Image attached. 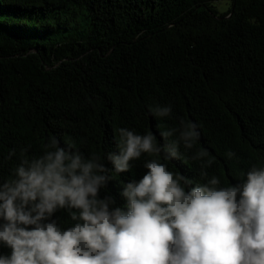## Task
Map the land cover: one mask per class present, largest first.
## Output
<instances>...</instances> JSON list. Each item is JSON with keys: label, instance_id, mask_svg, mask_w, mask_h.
Here are the masks:
<instances>
[{"label": "trees", "instance_id": "obj_1", "mask_svg": "<svg viewBox=\"0 0 264 264\" xmlns=\"http://www.w3.org/2000/svg\"><path fill=\"white\" fill-rule=\"evenodd\" d=\"M217 1L0 0V182L52 137L104 157L118 152L119 128L164 144L160 132L177 129L169 141L179 139L181 119L196 122L199 139L192 149L181 142V159H160L189 188L213 176L218 187L238 185L264 167V0H230L221 14ZM156 105L171 115L155 116ZM202 149L209 155L192 159ZM152 158L111 173L100 198L126 210L124 185ZM50 219L74 223L64 210Z\"/></svg>", "mask_w": 264, "mask_h": 264}, {"label": "clouds", "instance_id": "obj_2", "mask_svg": "<svg viewBox=\"0 0 264 264\" xmlns=\"http://www.w3.org/2000/svg\"><path fill=\"white\" fill-rule=\"evenodd\" d=\"M149 110L172 113L170 105ZM116 131L117 153L85 156L52 137L41 155H25L0 182V244L11 249L0 264H264V167L253 166L238 185L218 187L213 176L189 188L192 181L160 157L181 159V142L192 149L200 137L196 122L181 119L177 140L169 141L177 129L161 131L164 144L151 132ZM143 154L154 158L144 162L139 181L124 185L126 210L113 207L110 194L100 198L111 173L129 171ZM208 155L202 149L192 159ZM58 210L74 223L63 229L51 220Z\"/></svg>", "mask_w": 264, "mask_h": 264}, {"label": "rangeland", "instance_id": "obj_3", "mask_svg": "<svg viewBox=\"0 0 264 264\" xmlns=\"http://www.w3.org/2000/svg\"><path fill=\"white\" fill-rule=\"evenodd\" d=\"M214 6L219 14L226 12L230 6L231 1L230 0H220L214 3Z\"/></svg>", "mask_w": 264, "mask_h": 264}]
</instances>
